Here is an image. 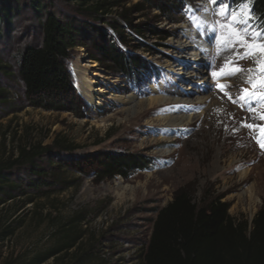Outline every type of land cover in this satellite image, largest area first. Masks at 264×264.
I'll use <instances>...</instances> for the list:
<instances>
[{
    "label": "rangeland",
    "instance_id": "obj_1",
    "mask_svg": "<svg viewBox=\"0 0 264 264\" xmlns=\"http://www.w3.org/2000/svg\"><path fill=\"white\" fill-rule=\"evenodd\" d=\"M4 1L13 5L8 12L12 19L0 22V162L14 159L20 146H51L55 139H63L76 149L73 153L57 152L52 165L46 160L39 162L58 177L55 187L44 189L47 194L39 196L38 191L22 189L27 195L0 206V264L16 258L25 261L54 246L57 237L53 232L75 213L85 217L76 229L82 236L78 247L69 253L76 255L44 264H140V250L149 239L155 219L153 210L166 206L181 188L195 200L205 191L221 196L233 218L253 219L264 203V101L242 102L239 98L244 95L242 90L256 91L258 96L264 92L259 88L264 56L258 49L249 54L240 40L257 45L263 41L253 40L251 31L245 36L243 25L234 29L240 30L239 39L220 28V24L229 22V16L219 15L217 6L209 0H184L195 15L181 7V13L171 14L169 19L146 4L137 11L142 1L119 0V6L103 17L104 22L94 24L115 39L106 23L119 22L127 42L123 50L153 65L156 76L143 75L139 86L133 88L121 76L110 75L104 65L90 60L85 48H75L68 68L75 91L85 104V115L77 118L69 112L28 106L17 65L22 49L40 40L38 15L31 8V0ZM83 1L88 0H36L47 10L91 23V17L81 13L79 2ZM125 9L131 12L134 23L152 25L169 36L159 40L151 33L140 37L131 33L119 17ZM139 43L144 48H137ZM182 45L202 61L200 69L206 73L208 85H194L184 78L174 80L171 68L176 63L195 66V62L183 59ZM89 61L95 63L86 68L91 76L104 77L95 88L107 92L101 97L104 107L97 110L85 97L74 72L76 66ZM237 68L241 71L230 74ZM188 69L183 68L187 73ZM244 74L251 76L242 79ZM198 81L196 78L195 83ZM220 85L230 87L222 89ZM188 86L196 92L186 90ZM110 92L128 103L114 101ZM201 97L205 98L203 104L190 103ZM153 98H163L164 102L148 105L146 100ZM131 106L133 112L128 111ZM189 113L195 118L186 125L167 126L162 121L167 116ZM103 151L150 158L153 165L127 179H101L92 174L97 170L96 163L83 162L81 171L67 164L69 157ZM26 176L24 168L15 170L14 179L20 184ZM30 198L33 203H28ZM37 203L41 206L38 209L34 206Z\"/></svg>",
    "mask_w": 264,
    "mask_h": 264
},
{
    "label": "trees",
    "instance_id": "obj_2",
    "mask_svg": "<svg viewBox=\"0 0 264 264\" xmlns=\"http://www.w3.org/2000/svg\"><path fill=\"white\" fill-rule=\"evenodd\" d=\"M31 1L32 10L38 15L40 40L22 49L17 65V75L24 86L28 106L44 111L69 112L77 118L85 115V104L75 91L68 68L72 52L78 47L85 48L90 60L104 65L110 75L121 76L133 88L139 86L143 75L156 76L153 65L123 50L122 46H127V42L121 34L123 26L119 22H105L107 28L115 33V39L105 28L94 24L104 22L103 17L113 7L119 6V0L79 2L81 13L91 17V23L57 14L43 8L36 0ZM139 1L142 2L137 4V11L141 10L142 4H146L167 19L171 14H180L181 9L187 7L184 0ZM226 3L231 10L238 11L243 0H228ZM11 4L2 1L0 22L11 18L8 13ZM248 7L253 17L249 24L258 30L264 26V0H249ZM119 17L127 29L138 37L151 33L161 40L169 36L152 25L134 23L127 9L121 10ZM143 46L139 43L137 48ZM146 50L150 49L147 47ZM75 149L76 146L63 139H55L51 146H20L14 159L0 162V206L27 195L28 189L38 191L39 196L47 194L43 192L44 189L55 187L58 177L39 162L46 160L48 165H52L57 152L73 153ZM83 162L96 163L97 170L92 174L101 179H127L136 172L149 170L153 165L150 158L115 151L98 152L81 158L72 156L67 164L81 171ZM20 168L28 173L24 177V184L14 179L15 170ZM27 201L33 203L32 198ZM34 206L37 209L41 207L40 203ZM228 210L229 204L223 202L221 196H211L205 191L195 200L186 189H178L166 206L153 210L155 219L149 239L140 250V264H264V203L250 222L233 218ZM84 218L83 213H75L53 232L57 237L54 246L33 254L25 261L16 258L7 264H44L50 259L57 263L65 261L68 256L74 257L76 252L69 253L78 247L82 236L76 229ZM14 230L13 226L9 233L13 234Z\"/></svg>",
    "mask_w": 264,
    "mask_h": 264
},
{
    "label": "bare ground",
    "instance_id": "obj_3",
    "mask_svg": "<svg viewBox=\"0 0 264 264\" xmlns=\"http://www.w3.org/2000/svg\"><path fill=\"white\" fill-rule=\"evenodd\" d=\"M181 50L180 51L181 54H183V59L187 60L186 62L189 61H193L195 62V66L193 67H187V65L185 66V63H179V65L175 64V67H173V69L171 68V70L173 71L172 73H174L175 77L174 80L177 79L178 81H180V79L185 80V81H189L191 84L194 85H203L206 86L208 85V82H206V77L204 76L206 73L201 70L200 68H202V61L196 57L197 59H195V56H192V53L189 52V50L187 49L188 47L185 45L180 46ZM199 59V60H198ZM95 63H93L92 61L86 62L84 65H80V66H76L74 68V72L76 75V78L82 88V90L84 91V95L87 98V100H89L90 102L93 103L94 108L100 109L103 108V100L101 99L102 96L106 95L107 92L104 91L101 88H95L97 86H99V84L101 83V79L104 78L102 76H98V75H92L87 71L86 68L88 67H94ZM179 66V67H178ZM169 68V66H166ZM175 68H178L177 70H174ZM183 68H189L188 69V73L185 72V70H183ZM170 72V71H169ZM244 76H251V75H247L244 74L242 75V79ZM199 79V81L197 83H195V79ZM245 80H250V79H244ZM242 81V80H240ZM188 91L193 92L194 90L190 88V86H188V88L186 89ZM196 92V91H194ZM109 94V93H108ZM110 98L113 99L114 101H122V102H127L129 100H125V98H122L121 96L115 95L114 93L110 92L109 94ZM196 100L190 101V103H194V105H200L203 104L205 102V98H195ZM172 100V99H171ZM173 101V100H172ZM220 101V100H219ZM148 105H155L157 103H161L164 102L163 98H153V99H148V101L146 100ZM215 103V102H214ZM218 104V103H216ZM215 105V104H214ZM220 105V102L219 104ZM219 107V106H218ZM132 106L128 107V111L129 112H133L132 111ZM200 115V114H199ZM198 117V116H197ZM195 116L191 115V113L187 114H182L179 116H167L162 118V121L164 124H166L167 126H182V125H186L191 123L194 120Z\"/></svg>",
    "mask_w": 264,
    "mask_h": 264
},
{
    "label": "snow or ice",
    "instance_id": "obj_4",
    "mask_svg": "<svg viewBox=\"0 0 264 264\" xmlns=\"http://www.w3.org/2000/svg\"><path fill=\"white\" fill-rule=\"evenodd\" d=\"M210 3L217 6L218 14L222 17L229 16V22L225 24H220V28L226 29L230 35L236 36L238 39L240 37V30H234L238 25H243L244 28L242 31L244 32V35L247 36L249 34V31L252 32L253 40H264V26H261L260 29H250L249 28V21L253 18L251 9L248 7L249 0H243V3H241L238 6L237 10H231L230 6L226 3H224V0H209ZM207 11V9H205ZM230 13V15H229ZM241 43H245L246 46L249 48V54L252 53V51L259 50L261 56H264V43L257 44H249L244 40H240ZM237 71H241V69H233V72L230 74H234ZM259 71L262 74V78L259 81V88L264 89V59L260 61V67ZM213 75H217V73H213ZM222 89L225 87V85H220ZM255 87V86H254ZM244 92V95H242L239 99L242 102H247V100L250 99H259L260 101H264V92H260L259 96L257 95L256 91L249 92L248 90H242ZM229 99L231 100L232 97L229 96ZM233 103L236 101L233 100ZM261 119H264V114L261 115ZM248 127H252L251 125H247ZM264 132V129L261 130ZM264 147V143L261 145Z\"/></svg>",
    "mask_w": 264,
    "mask_h": 264
}]
</instances>
